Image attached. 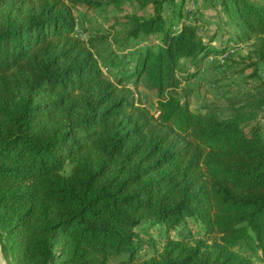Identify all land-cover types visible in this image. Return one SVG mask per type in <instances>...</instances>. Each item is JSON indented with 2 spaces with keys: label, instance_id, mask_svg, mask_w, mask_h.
Segmentation results:
<instances>
[{
  "label": "trees",
  "instance_id": "trees-1",
  "mask_svg": "<svg viewBox=\"0 0 264 264\" xmlns=\"http://www.w3.org/2000/svg\"><path fill=\"white\" fill-rule=\"evenodd\" d=\"M124 1L0 0L2 259L264 264V0L214 2L248 48L238 62L229 45L211 46L215 32L203 41L185 0H137L141 14L115 18L110 31L120 29L115 45L142 46L124 63L105 57L104 72L107 36H84L74 13ZM217 57L232 75L251 69L256 86L225 114L195 113L186 63L197 72ZM139 85L158 116L136 97ZM189 220L202 237L170 238ZM144 227L163 231L160 249L136 231Z\"/></svg>",
  "mask_w": 264,
  "mask_h": 264
},
{
  "label": "rangeland",
  "instance_id": "rangeland-1",
  "mask_svg": "<svg viewBox=\"0 0 264 264\" xmlns=\"http://www.w3.org/2000/svg\"><path fill=\"white\" fill-rule=\"evenodd\" d=\"M215 1L217 0H185L183 12L190 18V21L197 24L199 27L198 34L203 41L206 42L210 40L215 32L214 35L216 36V39L211 46L218 47L222 45L223 47V45H229L233 57L232 61L238 62L245 58L248 53V48L247 46H242L238 42H234L235 36L232 30H225L227 27L224 25V17L220 11L215 8ZM166 11L167 10L164 9V15H167ZM103 13H106V15ZM103 13L88 12L85 9L80 8L75 11L74 15L78 29H81L82 31L83 29L86 30L84 36L90 35L96 30L100 31L98 36H107V43L101 47L104 56H102L103 58H100L99 64L104 72H108L110 71L107 65L108 62H103L105 57L110 55L111 58L115 55L119 61L124 63L129 57L135 55L139 47L142 46L141 41H131L126 46L113 44V39L118 37L119 35L117 34L120 32L119 28L110 31V27L113 26V20L115 18L123 19L137 14L140 15L141 11L137 5V0H125L123 6L109 7ZM189 13L193 14V17ZM217 28H219L218 31ZM214 59L215 60H209L206 62L204 64L205 66L197 72L186 63L187 68L191 70L190 73H196V76L191 81L183 83L182 87L188 88L193 92L189 100V108L195 113L203 114L207 109H214L220 114H225L230 99H239L245 93L254 90L256 86L254 80L251 81L247 78L251 73V69L245 71V74L243 75H232L236 68L231 65V61L225 70H221L217 69L218 66H216L217 64L214 61H219L222 58L217 57ZM135 92L140 103L149 108L155 117L158 116V113L155 111V96L146 92L141 85H139ZM181 100L183 101L184 97H182ZM260 121L264 125V116L260 117ZM66 172H68V170H66ZM142 229L143 228H137L136 231L140 233L145 240L151 238L154 241L153 243L157 244L156 249H160L166 238L163 231L158 227H144V231ZM203 233L204 232L199 227L193 225L189 220L181 228L170 232L169 236L173 239H180L186 235L200 238ZM145 246L146 247L140 252L141 259H148L155 253V247L153 244ZM240 251L243 252L244 250L240 249Z\"/></svg>",
  "mask_w": 264,
  "mask_h": 264
},
{
  "label": "water",
  "instance_id": "water-1",
  "mask_svg": "<svg viewBox=\"0 0 264 264\" xmlns=\"http://www.w3.org/2000/svg\"><path fill=\"white\" fill-rule=\"evenodd\" d=\"M0 264H5L1 256H0Z\"/></svg>",
  "mask_w": 264,
  "mask_h": 264
},
{
  "label": "crops",
  "instance_id": "crops-1",
  "mask_svg": "<svg viewBox=\"0 0 264 264\" xmlns=\"http://www.w3.org/2000/svg\"><path fill=\"white\" fill-rule=\"evenodd\" d=\"M1 256V255H0ZM4 261V260H3ZM5 262V261H4ZM5 264H7L6 262H5Z\"/></svg>",
  "mask_w": 264,
  "mask_h": 264
}]
</instances>
